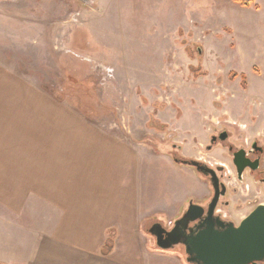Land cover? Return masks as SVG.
I'll return each instance as SVG.
<instances>
[{"label":"rangeland","instance_id":"obj_1","mask_svg":"<svg viewBox=\"0 0 264 264\" xmlns=\"http://www.w3.org/2000/svg\"><path fill=\"white\" fill-rule=\"evenodd\" d=\"M255 2L261 10L243 16L234 0H0V75L26 81L15 84L17 112L5 114L8 103L0 109L1 195L21 189L27 174L38 182L50 173L43 162L68 157L70 149L81 169L93 163L83 146L88 133L72 140L77 123L96 124L139 149L147 248L158 264L186 263L183 245L161 250L148 228H170L190 198L204 202L211 190L173 153H196L222 125L264 135V0ZM22 92L27 96L17 98Z\"/></svg>","mask_w":264,"mask_h":264},{"label":"crops","instance_id":"obj_2","mask_svg":"<svg viewBox=\"0 0 264 264\" xmlns=\"http://www.w3.org/2000/svg\"><path fill=\"white\" fill-rule=\"evenodd\" d=\"M254 3L239 5L243 16L261 10ZM251 7L253 11L246 9ZM3 72L0 84H6L7 91H0L5 100L0 101V109L8 103L2 111L9 115L10 110L16 111L11 106L15 84L26 81ZM260 84L264 91V79ZM17 94L22 95L17 97L20 99L27 96L26 92ZM77 124L79 136L72 141L79 142L82 135L91 140L83 146L94 155L93 163L85 161L87 165L81 169V161L73 160L70 149L68 157L43 162L50 173L38 182L33 183L37 179L27 174L32 178L21 189L0 193V264H158V255L149 251L151 245L141 230L139 149L116 134L97 130L96 124ZM64 133L67 140L74 137ZM73 146L77 149L80 144ZM88 167L91 170L83 171ZM112 228L114 246L103 255L100 249Z\"/></svg>","mask_w":264,"mask_h":264},{"label":"flooded vegetation","instance_id":"obj_3","mask_svg":"<svg viewBox=\"0 0 264 264\" xmlns=\"http://www.w3.org/2000/svg\"><path fill=\"white\" fill-rule=\"evenodd\" d=\"M180 148L178 144L173 146L177 152ZM179 154H172L175 163L202 173L211 185L210 192L203 197L204 202H196L193 198L188 200V205L193 203L204 209L203 216L190 222L189 226L194 227L202 222L210 207H213L211 218H215V221L219 219L237 225L244 218L236 221L237 213L245 208L250 207L252 210L257 205L264 204L263 134L255 133L250 136L234 133L222 125L212 128L205 135V142L197 147L196 153L183 155L185 158ZM212 180L219 184L216 192Z\"/></svg>","mask_w":264,"mask_h":264},{"label":"water","instance_id":"obj_4","mask_svg":"<svg viewBox=\"0 0 264 264\" xmlns=\"http://www.w3.org/2000/svg\"><path fill=\"white\" fill-rule=\"evenodd\" d=\"M212 186L215 192L219 188L214 180ZM212 208H209L204 220L193 227L189 223L200 219L204 209L189 203L170 229L154 222L148 232L154 236L155 245L161 250L183 245L188 264L264 263V204L257 205L237 225L219 219L215 221L211 218Z\"/></svg>","mask_w":264,"mask_h":264},{"label":"trees","instance_id":"obj_5","mask_svg":"<svg viewBox=\"0 0 264 264\" xmlns=\"http://www.w3.org/2000/svg\"><path fill=\"white\" fill-rule=\"evenodd\" d=\"M238 5L243 7H249V6H255L254 0H234ZM206 71H201L199 74H205ZM232 77H234L233 72L230 73ZM242 82L246 80V76L244 73L241 74ZM114 238H115V231L109 230L106 236V239L104 240L103 245L101 246L100 252L103 255L109 254L114 246Z\"/></svg>","mask_w":264,"mask_h":264},{"label":"bare ground","instance_id":"obj_6","mask_svg":"<svg viewBox=\"0 0 264 264\" xmlns=\"http://www.w3.org/2000/svg\"><path fill=\"white\" fill-rule=\"evenodd\" d=\"M150 234V233H149ZM151 235V234H150ZM152 236V235H151ZM154 237V236H153Z\"/></svg>","mask_w":264,"mask_h":264}]
</instances>
